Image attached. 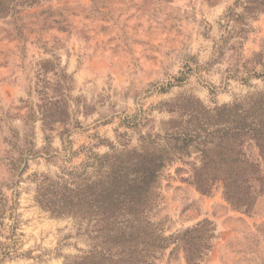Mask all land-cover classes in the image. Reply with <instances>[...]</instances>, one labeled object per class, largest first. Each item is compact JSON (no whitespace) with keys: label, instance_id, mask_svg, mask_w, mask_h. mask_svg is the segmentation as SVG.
<instances>
[{"label":"rangeland","instance_id":"1","mask_svg":"<svg viewBox=\"0 0 264 264\" xmlns=\"http://www.w3.org/2000/svg\"><path fill=\"white\" fill-rule=\"evenodd\" d=\"M236 2L38 0L0 17V191L8 201L5 209L0 197V264H64L91 249L84 229L45 208L41 193L60 194L71 171L110 152L108 143L139 145L170 118L161 102L193 94L212 107L264 88V13L230 20L242 12ZM240 27L245 33H235ZM51 102L59 109L45 126ZM246 150L259 159L253 142ZM189 175L180 161L164 169L155 225L168 237L209 219L216 237L202 264H264V202L245 214L220 185L202 195ZM155 264L186 262L171 245Z\"/></svg>","mask_w":264,"mask_h":264},{"label":"trees","instance_id":"2","mask_svg":"<svg viewBox=\"0 0 264 264\" xmlns=\"http://www.w3.org/2000/svg\"><path fill=\"white\" fill-rule=\"evenodd\" d=\"M37 2L0 0V17ZM234 7L242 12L229 15L230 20L246 24L264 13V0H237ZM54 15L45 18L59 23ZM235 33H245L244 27ZM51 104L54 108L42 113L45 126L55 114L53 109H59ZM156 108L170 118L160 129L154 126L140 135L139 145L131 146L130 138L119 145L108 143L110 152L91 154L71 171L72 179L60 194L41 193L48 202L45 208L72 217L91 242L89 251L64 264H155L171 245L183 252L186 264H202L216 237L209 219L168 237L152 221L162 173L174 161L189 166L188 181L200 194L209 195L220 185L225 200L237 211L252 214L264 202V88L212 107L193 94H181ZM249 142L258 149V160L248 155ZM1 196L6 209L7 198L0 191Z\"/></svg>","mask_w":264,"mask_h":264}]
</instances>
